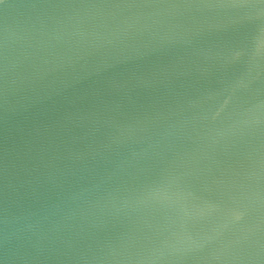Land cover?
Masks as SVG:
<instances>
[{"label":"water","instance_id":"95a60500","mask_svg":"<svg viewBox=\"0 0 264 264\" xmlns=\"http://www.w3.org/2000/svg\"><path fill=\"white\" fill-rule=\"evenodd\" d=\"M0 264H264V0H0Z\"/></svg>","mask_w":264,"mask_h":264}]
</instances>
